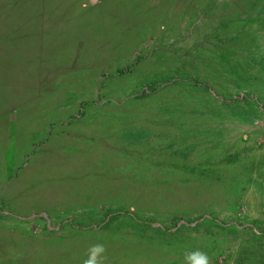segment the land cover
<instances>
[{"label":"rangeland","instance_id":"rangeland-1","mask_svg":"<svg viewBox=\"0 0 264 264\" xmlns=\"http://www.w3.org/2000/svg\"><path fill=\"white\" fill-rule=\"evenodd\" d=\"M262 9L0 0V264L264 258Z\"/></svg>","mask_w":264,"mask_h":264},{"label":"trees","instance_id":"trees-1","mask_svg":"<svg viewBox=\"0 0 264 264\" xmlns=\"http://www.w3.org/2000/svg\"><path fill=\"white\" fill-rule=\"evenodd\" d=\"M260 13H264V9H262L260 11ZM224 49H230V47L227 46ZM224 49H221L219 55H222L223 59L226 60V63L227 64H229V63L231 64L230 65L231 74L233 75L231 77L233 78V80H234V78L236 79V80H234V82H232V84H234V85L236 84L237 87H241V86H245L248 83H250V78L252 77V74H249L248 76H246L247 73H248V71L245 69V67L239 66V63L229 62V56L224 53ZM262 62L263 63H262V70H261V72L264 73V59H263ZM244 80H246V81H244ZM192 82H193L191 84L192 87L201 88V89H203L207 93V96H209V99L207 101V104L208 105H210V104L214 105V103L217 105V102L216 101H218L219 99L216 98V97H214V96H212V93L210 91L211 85L206 84V83H202V84H200V85L197 86V82H194V81H192ZM227 92L229 93V96H230L231 93H230V90L229 89H227ZM216 93H218L217 90H216ZM247 101L250 103L251 106L253 105V103H252L251 100H247ZM117 228H118L117 226L113 227V229H117ZM261 234L262 235H256V234H254V236L256 237V239H259V240L262 239L261 241H257V243H258L257 244L258 245L257 248L258 249L259 248H264V232L262 231ZM92 247L93 246H91V245L88 246V248H90V249ZM255 258L256 257H253V258L248 259V261H247V262H249L248 264H264V258L263 257H259L258 259H255ZM243 261H244L243 259H238L236 264H244Z\"/></svg>","mask_w":264,"mask_h":264},{"label":"clouds","instance_id":"clouds-1","mask_svg":"<svg viewBox=\"0 0 264 264\" xmlns=\"http://www.w3.org/2000/svg\"><path fill=\"white\" fill-rule=\"evenodd\" d=\"M104 250L105 249L103 248L102 245L94 246L91 249L92 254L90 258L87 261H85V264H98L96 257L99 253L103 252ZM190 258L195 259V264H209V259L207 255L203 253L197 252L193 254V256Z\"/></svg>","mask_w":264,"mask_h":264}]
</instances>
